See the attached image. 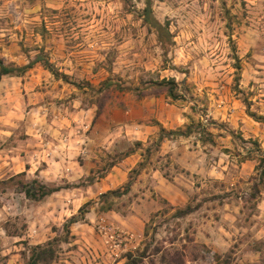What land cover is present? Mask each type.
I'll return each mask as SVG.
<instances>
[{
    "label": "rangeland",
    "instance_id": "1",
    "mask_svg": "<svg viewBox=\"0 0 264 264\" xmlns=\"http://www.w3.org/2000/svg\"><path fill=\"white\" fill-rule=\"evenodd\" d=\"M151 2L154 17L169 25L172 45L167 51L143 22L147 0H0V59L18 67L40 59L22 75L3 77L0 116L5 120L0 125L4 131L0 132V163L1 159L10 162L0 166L3 222L9 233L25 232V218L16 217L26 214L27 201L17 193L21 184L36 179L33 174H17L19 164L12 160L28 151H35L37 160L54 154L58 157L57 147L76 138V132L71 131L79 125L78 114L72 113L71 106L67 112L58 111L61 105L72 101L73 106L79 100L80 108H96V120L130 98L166 94L170 86L158 84L174 80L179 101L190 104L195 115L214 114L216 110L223 113L222 123L206 117L194 130L200 132L208 125L206 128L231 135V149L223 150L229 157L221 156L227 166L225 182L202 189L204 194L215 195L197 198L189 208L167 206L153 214L138 249L126 254V263L244 264L242 251L252 250L249 245L242 247L252 238L245 227L250 226L260 203L259 193L264 192V122L248 115L250 110L264 118V0ZM31 70L40 74L42 83L32 86ZM45 80L51 81L48 89L61 81L59 89L76 91L71 97L65 93L63 98L47 95L41 99L49 86ZM32 94L36 95L29 98ZM33 99L37 107L52 102L53 108L46 113L40 109L28 119L26 109ZM21 111L26 117L17 123ZM231 116L245 131L254 129L255 138L243 137L240 127L232 130ZM245 161L252 162L253 169L248 175L244 171L240 178V163ZM91 180L93 176L88 177ZM101 201L104 205L99 211L109 206L123 210L129 199ZM87 203H91L90 208L75 215L78 221L85 220L94 206ZM71 218L60 229L53 227L59 231L53 239L57 252L60 241L68 239L64 226Z\"/></svg>",
    "mask_w": 264,
    "mask_h": 264
},
{
    "label": "crops",
    "instance_id": "2",
    "mask_svg": "<svg viewBox=\"0 0 264 264\" xmlns=\"http://www.w3.org/2000/svg\"><path fill=\"white\" fill-rule=\"evenodd\" d=\"M29 73L33 76L32 86L43 82L39 73L35 75L32 70ZM3 81L4 78L0 82V95L4 89ZM45 83H49V86H45L47 90L42 92L41 99L47 95L63 98L65 93L71 97L76 91L66 87L59 89L57 85L62 83L61 81H55V89H48L51 81L45 80ZM56 87L59 90H56ZM33 95L36 94L29 95V98L34 97ZM34 100L28 103L26 109L28 119L40 109L46 113L51 110V106L53 108L52 102L37 107ZM71 102L61 105L58 111L67 112L70 109L68 106H71L72 113L78 114L79 125L71 131L76 132V138L57 147L58 157L54 154L51 158L37 160L33 156L35 151H28L25 156L20 155L12 160L19 164L20 170L17 174H33L42 184H55L63 189L38 202L27 199L21 190L17 193L27 201V210L23 212L26 214L16 217L21 220L25 218L26 230L22 233L8 232L6 222H3L4 207L0 208V264H27L31 248L46 245L55 239L59 231L53 227L56 225L60 229L65 220L75 216L87 202H93L94 206L87 213L85 220L77 221L68 227V240L60 241L57 257L52 264H125L127 252L132 253L140 246L146 224L153 214L167 206L184 208L197 198L205 200L207 194H204L202 189L209 188L213 183L225 182L227 166L221 156L229 157L223 150L231 149L232 137L226 131L206 128L208 125H204L202 131L194 130L189 136L164 137L158 148L153 150L147 166L130 191L116 197L117 200L129 199L124 209L112 207L108 211H99L104 205L100 200L101 196L123 189L129 182L130 172L145 159L143 149L124 153L134 148L133 143L140 142L144 148L150 147L158 141L163 130L170 132L185 130L191 125L196 127L197 123H202L206 117H212L214 121L222 123L223 113L216 110L214 114L195 115L190 104L172 101L163 94L147 95L140 99L130 98L123 105L108 109L95 120L96 108H80L82 102L79 100L73 106ZM24 113H17L15 122L20 123L21 119L26 117ZM234 118L228 120L232 130L240 127L239 123L234 122ZM3 120L5 118L0 116V125ZM240 131L243 137L255 138L254 129L247 132L241 126ZM209 135L212 136L213 143L205 141V136ZM123 153L124 155H121ZM120 155L117 163L103 176L92 174L95 169L109 163L111 157ZM1 160L3 162L0 166L10 164L6 159ZM252 167L250 161L241 162L240 178L244 177V171L248 175V170L253 169ZM90 176L94 177L91 182L88 181ZM64 184L71 187L65 188ZM234 185L232 184L233 187ZM212 195L215 194L210 192L207 197ZM54 198H57L56 203L52 202ZM259 200L250 226L245 227V231L252 232V238L242 247L249 245L252 250L247 253L242 251L240 259L244 264H264V192L259 193ZM54 214L57 216L53 217ZM60 219L63 221L58 224L57 220ZM101 227L132 233L135 241L123 254L112 256L105 246L103 232L99 230Z\"/></svg>",
    "mask_w": 264,
    "mask_h": 264
},
{
    "label": "trees",
    "instance_id": "3",
    "mask_svg": "<svg viewBox=\"0 0 264 264\" xmlns=\"http://www.w3.org/2000/svg\"><path fill=\"white\" fill-rule=\"evenodd\" d=\"M142 19H143V22L145 24H147L149 26V28L155 32V34L157 36V40L161 44L162 49L164 51H167L169 49V47L172 45V35H171L170 29H169V25L160 23L154 17L153 12H152L151 0H147L146 7L142 13ZM39 61H40V59H37L25 67H18L15 65H7L3 59H0V82H1L2 78L5 76H9V75L19 76V75L26 73L29 69L33 68L35 66V64ZM44 66L47 69H50V67H51L48 62H45ZM51 71H53V70H51ZM53 74H55V73L53 72ZM158 85L159 86H170L165 95L167 97H169L172 101H179L180 98L177 94L176 82L174 80H163ZM153 95H155V94H153ZM248 115L252 119H254L256 122H264L263 117H260L257 114L250 112V110L248 111ZM194 129H195V127L193 125H191V126L186 127L185 130L170 131V132H163L164 131L163 130L161 132V136L158 139V141L153 143L150 147H147V148H144L142 143L136 142L134 144L133 149H130V151L127 150L124 153L128 154L130 152H135L139 149H143L145 152V154H144L145 159L142 162H140L138 164V166L130 172L129 182L124 186L123 189H119V190H116L113 192H109L108 194L101 196L100 199L105 200V199H108L111 197H121L122 195L127 194L130 191L133 183L137 180L139 175L142 173L143 169H145V167L147 166L148 161L150 159V156L153 153V150H156L158 148L160 143L163 141L164 137H168V138L174 137L175 138L178 136H189L191 133L194 132ZM208 138H209V141H211V140L213 141L211 135H209ZM205 141H208V140H205ZM124 153L121 155H124ZM121 155L112 158L110 160V163L106 167V169H103L102 171L97 173V175L103 176L113 165H115L117 163V161L120 159ZM20 175L25 176V174H20ZM263 175H264V173H263ZM91 181H93V180H91ZM21 185H22L21 191L25 194L26 198L29 200H32V201H36V202L41 201L44 198L51 196L54 193L63 189L62 187H55V188L48 187L36 179L32 180L31 182H28L27 184H24V185L21 184ZM90 206H91V203H86L85 205H83L81 207V209L79 210V214L82 215L84 213V209L85 208L89 209ZM188 208H189V206H188ZM111 209H112V207L109 206L103 210L108 211ZM81 218L82 219H80V220L84 219V217H81ZM77 221H78V219L74 216L71 218L70 222L64 226L65 230L67 231V234L69 233L68 227ZM67 240L68 239H66L64 241H67ZM54 244H55V240H52L51 242H49L46 245L32 247L30 250L31 255H30V258H29L27 264H44V263L52 264L57 257V251H55V249H54ZM126 264H129V263L127 262Z\"/></svg>",
    "mask_w": 264,
    "mask_h": 264
},
{
    "label": "built area",
    "instance_id": "4",
    "mask_svg": "<svg viewBox=\"0 0 264 264\" xmlns=\"http://www.w3.org/2000/svg\"><path fill=\"white\" fill-rule=\"evenodd\" d=\"M102 232L105 239V246L108 253L112 256L123 254L129 250V246L135 241L134 234L122 232L114 228H103Z\"/></svg>",
    "mask_w": 264,
    "mask_h": 264
}]
</instances>
